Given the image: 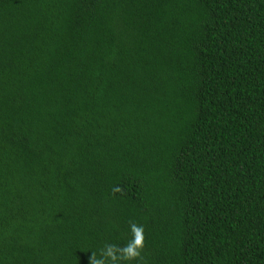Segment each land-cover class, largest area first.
Returning a JSON list of instances; mask_svg holds the SVG:
<instances>
[{"label": "trees", "instance_id": "trees-1", "mask_svg": "<svg viewBox=\"0 0 264 264\" xmlns=\"http://www.w3.org/2000/svg\"><path fill=\"white\" fill-rule=\"evenodd\" d=\"M131 224V264H264V0H0V264Z\"/></svg>", "mask_w": 264, "mask_h": 264}, {"label": "clouds", "instance_id": "clouds-1", "mask_svg": "<svg viewBox=\"0 0 264 264\" xmlns=\"http://www.w3.org/2000/svg\"><path fill=\"white\" fill-rule=\"evenodd\" d=\"M114 191H120L119 188ZM132 239L123 247L118 244H107L97 258L92 253L89 258V264H131V261H142L141 252L144 247V228L136 224H131Z\"/></svg>", "mask_w": 264, "mask_h": 264}]
</instances>
